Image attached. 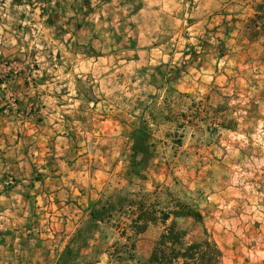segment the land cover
Returning a JSON list of instances; mask_svg holds the SVG:
<instances>
[{
  "label": "rangeland",
  "instance_id": "1",
  "mask_svg": "<svg viewBox=\"0 0 264 264\" xmlns=\"http://www.w3.org/2000/svg\"><path fill=\"white\" fill-rule=\"evenodd\" d=\"M168 4L0 0V264H149L186 205L264 264V0Z\"/></svg>",
  "mask_w": 264,
  "mask_h": 264
},
{
  "label": "trees",
  "instance_id": "2",
  "mask_svg": "<svg viewBox=\"0 0 264 264\" xmlns=\"http://www.w3.org/2000/svg\"><path fill=\"white\" fill-rule=\"evenodd\" d=\"M262 6L256 8L255 17H259ZM220 55L224 52L220 51ZM2 80H0V84ZM184 210L175 217H186L193 222L200 224L203 228L202 237L193 240L188 239L189 232L187 229L180 227L177 221L173 218L169 224H165L170 218L168 213L161 216V221L164 223V228L154 241L151 253L149 256V264H223V253L217 242L209 235L204 227V216L197 208L184 206ZM145 214L141 212L131 219L130 233L128 239H132L131 247L134 249L135 244L133 237L143 233L147 228V222L144 220ZM90 217L94 218V212H91ZM70 247H66V251H70Z\"/></svg>",
  "mask_w": 264,
  "mask_h": 264
},
{
  "label": "crops",
  "instance_id": "3",
  "mask_svg": "<svg viewBox=\"0 0 264 264\" xmlns=\"http://www.w3.org/2000/svg\"><path fill=\"white\" fill-rule=\"evenodd\" d=\"M169 9L172 12H178L180 9L183 11L185 10V0H169ZM141 9V7H140ZM11 146H7L6 149H9ZM58 182H60V180H58ZM47 185V181L45 182ZM58 188V187H57ZM99 192V190H97V192H95L96 195H98L97 193Z\"/></svg>",
  "mask_w": 264,
  "mask_h": 264
}]
</instances>
